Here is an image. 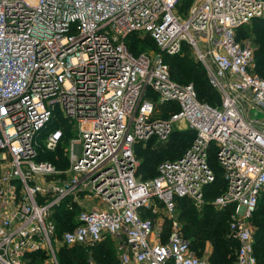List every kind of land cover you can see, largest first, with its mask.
Returning a JSON list of instances; mask_svg holds the SVG:
<instances>
[{
	"label": "built area",
	"instance_id": "2783aa9c",
	"mask_svg": "<svg viewBox=\"0 0 264 264\" xmlns=\"http://www.w3.org/2000/svg\"><path fill=\"white\" fill-rule=\"evenodd\" d=\"M0 0V264H48L59 239L89 245L115 238L117 264H209L190 247L176 197L232 205L234 264H258L252 216L264 190V76L237 29L264 15V0ZM148 35L154 55L133 52L129 35ZM189 44L220 92L201 100L164 57ZM257 111V115L252 112ZM68 164L48 152L68 135ZM190 132L182 154L141 179L138 141L166 142ZM62 156V155H61ZM68 197L76 224L61 232L52 209ZM156 203L170 220L163 236ZM87 264H100L89 261Z\"/></svg>",
	"mask_w": 264,
	"mask_h": 264
},
{
	"label": "trees",
	"instance_id": "16d2710c",
	"mask_svg": "<svg viewBox=\"0 0 264 264\" xmlns=\"http://www.w3.org/2000/svg\"><path fill=\"white\" fill-rule=\"evenodd\" d=\"M262 23L255 24L251 31L255 35L254 41L252 43L255 45V72L260 75L264 76V18H261L260 21ZM132 35H129L128 38H131ZM149 39H151L148 35ZM129 40V39H128ZM144 40V39H143ZM129 46L133 52V47L131 46L130 42ZM185 46V44H184ZM183 46V49H184ZM182 49V51H183ZM179 54V53H178ZM174 55H168L164 57L165 62L169 65V73L170 76L179 82H192L198 97L211 104H217L215 101L217 95L216 90L213 87H210L209 84H206L205 81L199 77L198 74H194L189 70L186 66L187 72H184L181 68L182 61L174 60ZM183 73V75H182ZM184 74H190L194 82L189 79H184ZM207 76V75H206ZM183 78V79H182ZM208 78V77H207ZM214 99V100H213ZM213 100V101H212ZM69 129L67 130V132ZM190 132L183 133V130H175L171 134L170 138L163 142L162 144H155L150 145L148 143L154 142L153 140L149 141H138L134 145V151L136 157H138V153L143 155V164L140 166L138 165L136 174L139 175V172H144L145 175L152 174L154 172V167L151 168L150 158L154 155L156 158H160L156 165V170L154 175L157 172L158 163L165 159H173L178 157L182 154L186 144L189 140ZM142 143V144H141ZM144 146H137L138 144ZM137 146V147H136ZM140 166V167H139ZM153 175V176H154ZM140 176V175H139ZM152 176V177H153ZM141 178V177H140ZM151 178V177H150ZM147 179V178H141ZM224 179L221 176L220 172H217V176L214 182L210 183L207 187L211 186L215 188L216 192H214L209 196L207 195V191L205 188V198L208 199L214 197L216 194L220 193L224 188ZM264 190L262 191L257 209L255 210V231H254V240H253V250L256 256V260L258 264H264V196H262ZM262 197V198H261ZM183 198H187L186 196L183 197H176V209L182 207L179 214V219L182 224L183 234L189 240L190 247L195 251V253L199 256L204 255L207 253V245H209L207 260L209 264H234L236 260V250L238 246V240L234 238L229 231V216L230 212L232 211V205H227L224 208L216 209L210 202L205 201L202 204V207L197 209L192 203L189 206H185L183 210L184 203L180 202ZM190 198V197H188ZM206 198V200H208ZM191 199V198H190ZM262 201V202H261ZM261 203V204H260ZM179 207V209H180ZM69 208L56 206L54 212L52 213V218L54 219L57 230L61 232L64 229L71 228L74 224H76V213L77 208L76 206L72 207L71 213H68ZM55 213L60 215L69 214V219L67 225L62 226L63 223L58 221V215L56 216ZM253 214V215H254ZM54 216V217H53ZM253 218V216H252ZM61 219H64V216H61ZM253 221V219H252ZM110 239L109 237L104 238L101 241L91 243L90 246L93 247V255L95 259L99 261L98 263L102 264H117V260L115 263V259L118 256L114 253H111L110 250L112 248L110 246H106V242ZM75 247H80L84 245H74ZM68 250V249H66ZM64 252V251H61ZM60 252V253H61ZM37 252H30L27 256H31L36 254ZM86 255V251L81 250V255H78L73 252V254H63L61 253V258L63 261L67 260L70 264H87V260L84 257ZM31 260H34L31 258Z\"/></svg>",
	"mask_w": 264,
	"mask_h": 264
},
{
	"label": "rangeland",
	"instance_id": "374dc122",
	"mask_svg": "<svg viewBox=\"0 0 264 264\" xmlns=\"http://www.w3.org/2000/svg\"><path fill=\"white\" fill-rule=\"evenodd\" d=\"M194 3V0H178L177 4H176V11L177 13L183 17L186 15L188 9L193 5ZM261 18H264V15L259 17V18H252L249 22L245 23L244 25L240 26L238 29H237V34H238V38L242 41H249L252 45H254L252 43V41H254V37L255 35L253 34V32L251 31L252 27L257 24V23H262V22H258L260 21ZM144 39V40H143ZM129 42L131 44V46L133 47V50L134 51H138V52H141V51H147L149 53H152V55L155 54L154 51H156V47L154 45V43L152 42L151 39H149L147 36H141V35H132L131 38H129ZM175 58H173L174 60H178V61H182V63H184V66L182 64L181 68L184 72H187V69H186V66L189 70H191L192 73L194 74H198L199 77L203 80H206L205 83L206 84H209L210 87H214L209 79L207 78V71H206V67L205 65L199 61L196 57V54L194 53L192 47L189 45V44H185L184 46V49L183 51H181L179 54L173 56ZM256 63V62H255ZM169 66V65H168ZM183 75V73H182ZM184 79H189L191 81L194 82V79H192V76L190 74H184ZM182 78V79H183ZM215 88V87H214ZM216 90V103H220V100H221V94L220 92L215 88ZM214 100V99H213ZM212 100V101H213ZM253 115H257V111H254L252 112ZM74 131L71 129L69 130L67 133L68 135L63 139V141L53 150L49 151L48 152V156L53 159L55 161V163L59 166V167H65L67 164H68V158L66 156V154H64L65 152V146H66V141L69 138L72 137V135L74 134L73 133ZM163 142H152V143H148L150 145H155V144H162ZM142 144V143H141ZM141 144H138L137 146H144L146 143H143V145ZM147 145V144H146ZM145 145V146H146ZM136 146V147H137ZM62 155V156H61ZM157 157V156H156ZM154 155L151 156L150 158V164H151V168L154 167V172L152 174H149V175H145L144 172H139V177L141 178H150L154 175L155 173V170H156V165H157V162L159 161L160 158H156ZM143 155H141L140 153H138V157L137 159L139 160V165L141 166L143 164ZM145 161V160H144ZM139 166V167H140ZM206 191L208 192L207 195H211L213 192L215 194L216 190L215 188H212L211 186L207 187L206 188ZM212 196V195H211ZM262 196H264V192L262 194ZM207 198V197H206ZM262 198V197H261ZM208 199V198H207ZM211 199V198H210ZM208 199L207 202H210ZM181 203L183 202L184 205H183V210H184V207L185 206H189L191 203L197 208H201L202 207V204L205 203V202H202V203H197L195 200L193 199H190V198H183L181 201ZM262 202V201H261ZM212 204V203H211ZM261 204V203H260ZM68 205H73L72 202H71V199L68 197V199L66 198L65 200H63V202L61 203V207H68ZM213 205V204H212ZM216 209H220L218 206H215L213 205ZM156 211L153 212L151 210H147V209H142V214L143 215H148L150 214L153 218H154V222H155V226L156 228H160L161 230V233L163 234V236H166L169 228H170V220L168 219V217L163 213V207L156 203ZM180 207V205H179ZM179 207L175 210V215L177 217V220L180 224V228L183 232V228H182V224H181V221L179 219V214H180V210L182 207ZM56 208V207H55ZM55 208L52 209V212L51 214L54 212ZM69 211L68 213H71V209L72 207H68ZM77 208V207H76ZM55 215L59 216L58 217V221L62 224V226H65L67 225L68 221H70L69 219V214H66V215H60L58 213H55ZM61 216H64V219H61ZM255 214L253 215V240H254V231H255ZM54 217V216H53ZM76 245V244H75ZM78 245V244H77ZM106 246H110L112 248V250H110L111 253H114L115 256L117 255L118 256V252H117V248H116V240L115 238H110L108 239V241L106 242ZM207 253H208V250L210 249L209 248V245H207ZM68 249V250H66ZM81 250H84L86 251V255H84V257L86 258L87 260V263L89 261H95V262H99L95 259V256L93 255V247L90 246V245H84V246H80V247H75L74 245H68V244H65L63 242H61L59 239H57V241L55 242L54 244V250H53V253H45L44 251L43 252H40L38 251L36 254H33L30 256V258H33L34 260H41V261H45L47 262L48 264H70L67 260L63 261V259L61 258V253H63L64 255L65 254H73L76 253L78 255H81ZM61 251H64V252H61ZM61 252V253H60ZM116 260L118 261V258L115 259V263H116ZM100 264H102L100 262Z\"/></svg>",
	"mask_w": 264,
	"mask_h": 264
},
{
	"label": "crops",
	"instance_id": "0c3cea01",
	"mask_svg": "<svg viewBox=\"0 0 264 264\" xmlns=\"http://www.w3.org/2000/svg\"><path fill=\"white\" fill-rule=\"evenodd\" d=\"M263 16V15H262ZM259 17H261V16H256V17H254V18H259ZM253 18V19H254ZM253 48H254V67H255V45H253ZM207 255H208V253H205L204 255H202V256H206L207 257Z\"/></svg>",
	"mask_w": 264,
	"mask_h": 264
}]
</instances>
